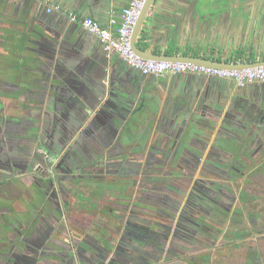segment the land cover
Wrapping results in <instances>:
<instances>
[{"label":"flooded vegetation","instance_id":"obj_1","mask_svg":"<svg viewBox=\"0 0 264 264\" xmlns=\"http://www.w3.org/2000/svg\"><path fill=\"white\" fill-rule=\"evenodd\" d=\"M7 29L25 51L20 66L9 65L10 80L0 72V264L31 262L40 242L29 234L43 231H54L59 245L81 253L82 243L91 247L96 259L106 256L112 233L122 232L116 259L136 254L126 264H229L230 254L236 264L238 253L245 254L242 264L251 257L264 264V136L236 139L224 132L227 123L255 121L250 111L227 112L211 138L206 126L212 128V119L174 123L150 114L137 121L127 108L116 116L113 101L102 109L91 98L86 105L64 100L58 92L69 93L76 81L66 75L73 51L26 29ZM176 85L172 94L189 90ZM156 87L125 89L150 95L134 111L166 89ZM179 100L170 108L196 106ZM88 198L92 202L84 203ZM82 213L94 235L76 229L83 227ZM97 214L117 223L94 219Z\"/></svg>","mask_w":264,"mask_h":264},{"label":"water","instance_id":"obj_2","mask_svg":"<svg viewBox=\"0 0 264 264\" xmlns=\"http://www.w3.org/2000/svg\"><path fill=\"white\" fill-rule=\"evenodd\" d=\"M235 2H237L236 5L232 4ZM247 5H250V8H247ZM125 7L115 6L119 19H121ZM256 14L262 16V21L264 20V0H146L132 33L133 48L139 55L156 60H190L200 64L228 68L253 67L264 64V60L225 63L208 58L204 52L208 53L213 47L197 40V36L204 29L211 30L210 28H212L217 32H220L219 30L229 32L230 27L232 28L236 23L250 24ZM26 15V11H24L23 19H21V22L25 25L31 23L26 19ZM220 23L228 25L226 28L221 29ZM34 24L31 23V27L27 30L29 34H35L41 39L46 36L51 43L59 47L74 45L72 49L75 50L74 47L78 48V44L81 43L80 48L73 52L72 60L68 63L69 70L66 72V75H72L75 78L74 87H70V79L64 77L61 82L68 85L70 91L69 88L66 89L69 92L66 94L59 91L58 97L61 98L62 96L64 100L78 99L85 105L87 100L91 98L96 103L100 102L102 109L110 101H113L115 106L113 108L118 117L120 111L124 108L135 110V101L125 90L127 88L125 86L128 85L126 82L127 77H130V73L126 71V68L123 69V62L126 63V61L122 57V61L112 60V53L116 52L107 50L105 43L96 33L90 32L85 27L82 28L84 29L82 31L77 23H73L69 27L62 24L56 27L55 30H49L44 26L36 27ZM84 32L86 35L96 37L102 44L104 52L97 49L96 45L85 37ZM182 32L189 33V45L197 52H202L201 54H158L146 51L141 44L142 42L155 41L158 34L163 38V41L166 40V43H169L171 39L178 36V33L181 34ZM88 50H90V53L87 54ZM214 77L204 75V77L198 78L197 93L206 90L208 93L211 92L214 98L225 100L228 103V108L230 107L228 112L238 109L240 114L248 116L247 114L250 111L255 121H247L244 129H248V132L252 133L253 136L256 131L252 132L251 128L259 127L258 130L264 132V80H257L245 85H235L223 80V78ZM133 78L137 80L135 86H146L143 80L144 76H139V78L133 76ZM56 107L58 106L53 107L52 105L51 110L57 111ZM65 109L68 110L67 107ZM94 110L95 108L92 109V111ZM258 136L262 135H259L258 132ZM29 236H37L40 245H38V254L35 258L31 262L23 264H113L115 262L126 264L128 258L136 255L134 252L127 255L123 253L120 254L121 259H116L118 256L116 249L118 247L110 244L105 246L106 256L97 260L86 247L81 253L78 249L59 245L55 239L57 234L54 231H43L41 235L30 232ZM133 249L135 248L133 247Z\"/></svg>","mask_w":264,"mask_h":264},{"label":"crops","instance_id":"obj_3","mask_svg":"<svg viewBox=\"0 0 264 264\" xmlns=\"http://www.w3.org/2000/svg\"><path fill=\"white\" fill-rule=\"evenodd\" d=\"M129 0H0V63H6V60L9 57H15L18 59L15 62V66H20V57L24 54L25 45L17 40V36L13 38V32L9 31L7 28L11 30H15L18 32H22L20 29L28 30L31 27V23H35L36 27H46L49 30H55L59 25L65 24L67 27L71 26L73 23H77L79 28H83L81 22H72L69 14L71 12H75L80 18L91 16L98 20L100 24L104 28L116 29L120 23V19L117 15V10L115 6H126ZM251 3V2H249ZM248 3V4H249ZM53 4H60L62 6V11H52L49 12L48 8ZM237 4V2L232 3ZM247 8H250V5H247ZM24 11H26V19L31 21L29 24H24L21 22L23 19ZM24 24V25H23ZM228 24L220 23L221 29L226 28ZM204 29L197 36V40L199 42L210 44L213 48L205 53V56L211 59H216L218 61H222L225 63H236V62H248V61H263L264 60V20L262 21V16L254 15L252 21L248 25L234 24L230 31L226 30L217 32L212 28ZM84 29H82L83 31ZM85 34V32H84ZM178 36L171 39L169 43H166V40L163 41V38L158 34V38L152 42H142L143 48L146 51L154 52L158 54H168V55H189L193 54H201L202 52H197L189 45V33H178ZM192 36V35H191ZM85 37L92 41L96 48L101 52L103 51V46L100 41L96 37H92L90 35H86ZM13 39L16 41L14 47H12ZM74 41V40H73ZM10 44H9V43ZM81 43L78 44V48H80ZM63 46V45H62ZM70 51L75 52L78 48L74 47L75 50L72 49L74 45L69 47ZM196 51V52H195ZM77 52V51H76ZM90 53V50L86 52ZM112 60H121V57L112 53ZM119 61V62H120ZM123 69L126 68V71L130 73V79L127 77L126 82L128 85L126 86L127 90L130 86H134L137 83V80L133 78V76L138 77L143 76L139 71L131 68L127 63L123 62ZM126 66V67H125ZM125 70V69H124ZM126 77V76H125ZM200 77H204V75H196V74H180V75H167L160 79L152 78V77H144V84L146 87L152 88L153 86H157L160 88L166 87L163 94L158 92L156 94L155 102H150L146 107H139L137 111L132 110V114H136L138 112V116H149L153 114L154 116H165L170 119H174V123L183 122L190 119L192 123L197 121V118H206L211 122V127L206 126V129L211 131V138L217 134L222 120L225 118L228 110V103L225 100H218L214 98L211 92L204 90L203 92L197 93L198 81L197 79ZM210 78V77H207ZM216 78V77H214ZM129 79V80H128ZM142 79V77H140ZM231 82V84L238 85L232 79H223ZM177 81L182 85H186L189 87L186 93H175L172 94L170 89L175 85L177 86ZM148 85V86H147ZM156 87V88H157ZM205 92V93H204ZM132 99L135 101V107L140 105L141 102L144 104L147 100H149V94H136L131 92L128 93ZM147 100H145L146 98ZM189 98L190 101L196 105L194 108H189L188 110H174L170 108L172 102L180 101L179 99ZM144 99V100H142ZM202 100V101H201ZM154 103V104H152ZM146 105V104H145ZM162 105V106H161ZM169 108H168V107ZM205 106V107H204ZM200 107V108H199ZM203 107V109H202ZM203 110V111H202ZM213 115H218L219 120H214L212 118ZM214 121V122H213ZM259 127L251 128V131L259 132V135L264 136V132L258 130ZM226 135L230 137H242L248 134V129H244V126L237 125L236 123H227L225 125L224 130ZM260 136V137H262ZM209 142V140H208ZM213 144V140L210 141L208 147ZM233 145L234 142H230L229 145ZM228 143H223L221 147L229 146ZM81 223V222H80ZM73 224V223H72ZM75 228V227H74ZM76 229H80L83 237L89 232L90 235H94L93 226L91 224L88 225L87 228L84 227H76ZM72 234L75 232L73 226L71 228ZM73 237V235H72ZM86 247V246H85ZM88 249H91L89 247ZM95 249V248H93ZM90 251V250H89ZM96 251H98L96 249ZM99 260V259H97Z\"/></svg>","mask_w":264,"mask_h":264},{"label":"built area","instance_id":"obj_4","mask_svg":"<svg viewBox=\"0 0 264 264\" xmlns=\"http://www.w3.org/2000/svg\"><path fill=\"white\" fill-rule=\"evenodd\" d=\"M146 0H129L116 29L104 28L98 20L88 16L80 18L75 12L69 14L72 22H81L90 32L96 33L105 43L106 49L114 51L133 69L144 75L162 77L183 73L215 76L232 79L240 85L264 80V64L253 67L228 68L200 64L193 61L148 59L139 55L132 44V33L137 18ZM49 12L62 11L60 4H53Z\"/></svg>","mask_w":264,"mask_h":264},{"label":"rangeland","instance_id":"obj_5","mask_svg":"<svg viewBox=\"0 0 264 264\" xmlns=\"http://www.w3.org/2000/svg\"><path fill=\"white\" fill-rule=\"evenodd\" d=\"M18 61V59L17 58H15V57H9V59H7L6 60V63H2L1 64V66H0V72L4 75V77H6V79H11V77L12 76H14V72H13V70H12V68L9 66L10 64H12V65H14L15 64V62H17ZM99 106L101 107V105L99 104ZM95 110H98L97 108H95ZM94 110V111H95ZM130 111H132V109L131 110H129L128 112H130ZM134 118H135V120H137V121H139V120H143V118H144V116H138L137 114H134ZM151 126V125H150ZM143 129V128H142ZM247 135V134H246ZM255 135H256V132H255ZM256 136H258V132H257V135ZM84 198V197H83ZM82 198V199H83ZM93 198V202L92 201H90L91 200V198H88V199H84L83 200V202L84 203H90V202H92V203H95V204H101V202H103V199L101 198V197H98V198H96L95 199V197H92ZM131 198V197H130ZM129 199V198H128ZM132 202V201H131ZM84 210H87V208H84ZM88 212H90L91 213V210H87ZM82 215H84L83 216V218H82V223H83V227L84 228H87L88 226L87 225H89V224H91V223H88L90 220L89 219H87V218H89V217H86V216H88V214H84V213H82ZM98 215V214H97ZM94 219H99L100 221L101 220H103V221H109L110 223H112V224H116L117 223V218L116 217H114V216H110V217H101L100 215H98L97 217H94ZM217 224L218 225H221V222L220 221H217ZM92 226H93V224H91ZM122 233V232H121ZM121 233L120 232H113L112 233V236L114 237V239H113V237H112V240H113V242H112V244L114 245V246H116L118 243H119V241H120V239L122 238V236H121ZM81 246H83V247H85L86 245L85 244H83L82 243V245ZM222 246V244H217L215 247L217 248H219V247H221ZM209 248L208 247H206V251L208 250ZM211 251H213L212 249H211ZM228 252H234L233 250L232 251H229V250H227ZM254 256V255H253ZM234 255H229V257H227V259H226V261H227V263H229V264H235V261H233V259H234ZM237 257H238V261L236 262V264H242V262H243V260H242V257H245V254L244 253H242V254H240V253H238V255H237ZM259 257H261L262 258V256L260 255ZM249 259V258H248ZM247 264H255L254 263V261H253V258L251 257L249 260H248V262H247Z\"/></svg>","mask_w":264,"mask_h":264}]
</instances>
